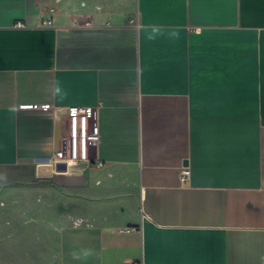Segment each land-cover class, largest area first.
I'll return each mask as SVG.
<instances>
[{"label":"crops","instance_id":"crops-1","mask_svg":"<svg viewBox=\"0 0 264 264\" xmlns=\"http://www.w3.org/2000/svg\"><path fill=\"white\" fill-rule=\"evenodd\" d=\"M70 106L101 138L59 170ZM8 167L63 190L55 264H264V0H0Z\"/></svg>","mask_w":264,"mask_h":264},{"label":"rangeland","instance_id":"rangeland-1","mask_svg":"<svg viewBox=\"0 0 264 264\" xmlns=\"http://www.w3.org/2000/svg\"><path fill=\"white\" fill-rule=\"evenodd\" d=\"M62 192L34 168H0V264H55L50 222Z\"/></svg>","mask_w":264,"mask_h":264},{"label":"built area","instance_id":"built-area-1","mask_svg":"<svg viewBox=\"0 0 264 264\" xmlns=\"http://www.w3.org/2000/svg\"><path fill=\"white\" fill-rule=\"evenodd\" d=\"M91 23L87 16H76L73 26L87 27ZM16 27L25 26L23 22H17ZM68 130L63 138L60 150L54 156L56 164L67 169L79 161H91L89 149L91 146L97 148L100 142L99 107L70 106L67 108ZM97 166L103 162L96 160ZM189 166H183L181 178L183 181L189 177Z\"/></svg>","mask_w":264,"mask_h":264},{"label":"clouds","instance_id":"clouds-1","mask_svg":"<svg viewBox=\"0 0 264 264\" xmlns=\"http://www.w3.org/2000/svg\"><path fill=\"white\" fill-rule=\"evenodd\" d=\"M93 254V250L91 248H82L79 252H73L74 259H82L87 260Z\"/></svg>","mask_w":264,"mask_h":264},{"label":"water","instance_id":"water-1","mask_svg":"<svg viewBox=\"0 0 264 264\" xmlns=\"http://www.w3.org/2000/svg\"><path fill=\"white\" fill-rule=\"evenodd\" d=\"M58 169H59V170H64L65 168H64V167L62 168V167L59 165V166H58Z\"/></svg>","mask_w":264,"mask_h":264}]
</instances>
